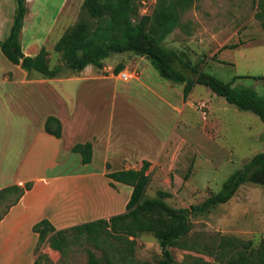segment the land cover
I'll return each mask as SVG.
<instances>
[{
  "label": "rangeland",
  "instance_id": "374dc122",
  "mask_svg": "<svg viewBox=\"0 0 264 264\" xmlns=\"http://www.w3.org/2000/svg\"><path fill=\"white\" fill-rule=\"evenodd\" d=\"M138 1L141 15H149L157 0ZM82 3L83 0L69 1L64 15L68 13L70 18L61 20L48 38L46 48L51 67L62 64L54 42L81 18ZM257 11L258 0H193L192 7L182 15L183 25L169 33L163 44L184 52L193 63L225 82L235 76H250L238 78L234 85L251 87L264 96V79L252 77L264 75V25L256 16ZM240 41L237 48H223ZM118 63L127 68L138 66L141 70L140 82L146 85L131 80L121 82L120 87L128 85L131 106L137 108L126 110L127 115H123L120 107H116L112 117L111 100H104L107 98L104 95L81 92L79 102L83 103L85 131L96 130L98 121L103 126L100 130L106 126L105 133L110 122L116 133L127 129L119 138L124 143L122 149L126 150L134 143L144 149L147 137L154 146L163 140L161 153L148 170L150 183L146 197H156L161 189L171 193L166 200L174 207L201 203L210 191L218 192L231 174L264 151V122L255 113L239 109L202 84H196L185 100L182 84L161 78L148 58L131 52L114 53L105 59L102 69H95L98 74L108 75ZM68 72L64 69L65 74ZM146 72L148 77L144 76ZM32 73L41 76L37 71ZM120 98L122 95L117 100ZM201 100L209 105L206 120L197 108ZM125 116L129 119H120ZM134 117L138 123L132 128L128 124L134 122ZM80 165L71 161L69 167ZM3 210L4 206L0 205V212ZM191 233L203 240L222 233L258 242L264 236V186L251 182L241 185L229 202L218 205L206 216L193 217ZM137 241L138 264H158L161 258L158 239L144 234ZM88 247L100 254L87 243L76 244L66 257L59 251L48 250L50 264H85ZM172 252L177 261L188 253L174 247Z\"/></svg>",
  "mask_w": 264,
  "mask_h": 264
},
{
  "label": "trees",
  "instance_id": "16d2710c",
  "mask_svg": "<svg viewBox=\"0 0 264 264\" xmlns=\"http://www.w3.org/2000/svg\"><path fill=\"white\" fill-rule=\"evenodd\" d=\"M140 4L138 0H83L81 18L54 44L62 64L51 67L45 46L35 56L23 53L21 33L27 0H16L10 34L0 46L11 62L47 78L65 74L64 69H68V75L79 74L88 65L102 69L110 55L131 52L148 58L161 78L182 84L185 100L196 84H202L239 109L255 113L264 122V96L251 87L234 85L238 78L250 76H235L225 82L193 63L184 52L163 44L169 33L183 25L182 15L192 7L193 0H157L149 15H141ZM256 16L264 25V0H258ZM241 42L223 48H237ZM126 68L118 63L113 72L119 73ZM134 68L137 67H130ZM252 77L264 79V75ZM45 129L57 137L62 136V123L55 116L46 119ZM73 151L81 154L85 164L93 159L91 141L75 144ZM150 165L145 160L140 169L107 173L114 181L133 188L125 212L60 230L48 219L35 224L33 229L39 234V240L34 264L52 263L50 255L44 251L47 244L66 257L73 245L84 243L100 251L98 254L91 247L86 248L85 264H138L137 240L144 234H152L159 241L161 258L158 264H264V236L257 242L252 238L217 233L203 240L191 233L193 217L206 216L218 205L229 202L241 185L251 182L264 186V151L231 174L218 192L210 191L201 203L190 207L172 206L166 200L171 193L161 189L156 197H146ZM31 185L30 182L23 186L13 184L0 189V205L4 206L0 220ZM173 247L188 251L186 257L177 261Z\"/></svg>",
  "mask_w": 264,
  "mask_h": 264
},
{
  "label": "crops",
  "instance_id": "0c3cea01",
  "mask_svg": "<svg viewBox=\"0 0 264 264\" xmlns=\"http://www.w3.org/2000/svg\"><path fill=\"white\" fill-rule=\"evenodd\" d=\"M69 1L27 0L21 33L25 55H37L48 45V38L60 21L70 18L68 13L64 15ZM15 8L16 0H0V43L10 34ZM137 68L139 77L128 81L113 72L98 74L93 65L79 74L47 78L11 62L0 46V189L32 184L0 220V264H34L39 234L33 227L43 219L60 230L127 210L132 186L114 181L107 173L140 169L145 160L151 163L161 153L163 140L154 146L146 136V149H139L134 143L126 150L119 138L127 129L116 133L110 122L105 133L106 126L100 130L103 126L98 121L96 130L86 132L83 103L79 100L81 92L104 95V100H111L112 117L116 107L127 115L126 110L137 106H131V91L126 84L120 89L121 82L135 80L146 85L140 82L141 70ZM144 76L148 77L147 72ZM49 116L60 119L61 137L46 131ZM132 119L134 122L128 125L134 128L138 119ZM87 141L93 143V159L85 164L73 146ZM71 161L82 165L71 169ZM46 246L45 252L54 250Z\"/></svg>",
  "mask_w": 264,
  "mask_h": 264
},
{
  "label": "built area",
  "instance_id": "2783aa9c",
  "mask_svg": "<svg viewBox=\"0 0 264 264\" xmlns=\"http://www.w3.org/2000/svg\"><path fill=\"white\" fill-rule=\"evenodd\" d=\"M114 74L117 77H119V79L128 81L130 79L139 77L140 72L137 68H134V69L126 68V69L121 70L119 73H114ZM197 108H198V111L201 113L202 118L206 120L208 117V111H209V105L207 101L201 100L197 104Z\"/></svg>",
  "mask_w": 264,
  "mask_h": 264
}]
</instances>
